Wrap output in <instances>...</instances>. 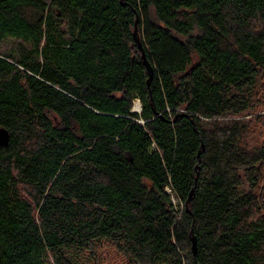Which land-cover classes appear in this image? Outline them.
Returning <instances> with one entry per match:
<instances>
[{
    "label": "trees",
    "instance_id": "trees-1",
    "mask_svg": "<svg viewBox=\"0 0 264 264\" xmlns=\"http://www.w3.org/2000/svg\"><path fill=\"white\" fill-rule=\"evenodd\" d=\"M7 39L0 264H264V0H0Z\"/></svg>",
    "mask_w": 264,
    "mask_h": 264
},
{
    "label": "water",
    "instance_id": "water-1",
    "mask_svg": "<svg viewBox=\"0 0 264 264\" xmlns=\"http://www.w3.org/2000/svg\"><path fill=\"white\" fill-rule=\"evenodd\" d=\"M136 33L137 32H136V25H135L134 28H133V37H134L133 39H134V42L136 43V45L138 47V50L140 51L142 62L144 64V66L146 67L147 74H148L147 84H149L150 79L152 77V68L149 65L148 61L146 60L144 49H143L142 44H141L138 36L136 35ZM131 110L133 112L139 113L141 111L140 104H139V109L138 110H134L133 106H132ZM8 140H9L8 131L4 127H0V146L7 145ZM192 193H193V190H191V192H190V194H189V196H188V198H187V200L185 202L186 209H188V203H189V200H190V198L192 196ZM191 249H192V253L195 254V252H196V243H195L194 237H191Z\"/></svg>",
    "mask_w": 264,
    "mask_h": 264
},
{
    "label": "rangeland",
    "instance_id": "rangeland-1",
    "mask_svg": "<svg viewBox=\"0 0 264 264\" xmlns=\"http://www.w3.org/2000/svg\"><path fill=\"white\" fill-rule=\"evenodd\" d=\"M14 40L15 39H7L3 41L0 45V53H6L10 51L11 49H13L14 43H15ZM135 103L139 104V101L135 99L133 101V105ZM94 246H95V251H96L95 253H96V258H97V264H102L103 261H105L104 264H117L115 260L119 261V259L115 256V254L111 250L108 243L101 242V243L95 244Z\"/></svg>",
    "mask_w": 264,
    "mask_h": 264
},
{
    "label": "built area",
    "instance_id": "built-area-1",
    "mask_svg": "<svg viewBox=\"0 0 264 264\" xmlns=\"http://www.w3.org/2000/svg\"><path fill=\"white\" fill-rule=\"evenodd\" d=\"M165 190H166V192H168V193H171V190H170V188L169 187H165ZM171 199H172V202L173 203H175L176 202V200H175V198L173 197V195L171 194Z\"/></svg>",
    "mask_w": 264,
    "mask_h": 264
},
{
    "label": "bare ground",
    "instance_id": "bare-ground-1",
    "mask_svg": "<svg viewBox=\"0 0 264 264\" xmlns=\"http://www.w3.org/2000/svg\"><path fill=\"white\" fill-rule=\"evenodd\" d=\"M133 109H134V110H138V109H139V104H138V103H135V104L133 105Z\"/></svg>",
    "mask_w": 264,
    "mask_h": 264
}]
</instances>
